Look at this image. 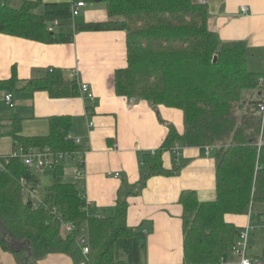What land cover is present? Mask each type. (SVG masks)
Wrapping results in <instances>:
<instances>
[{"label": "trees", "instance_id": "trees-1", "mask_svg": "<svg viewBox=\"0 0 264 264\" xmlns=\"http://www.w3.org/2000/svg\"><path fill=\"white\" fill-rule=\"evenodd\" d=\"M10 1L0 0L3 34L63 43L71 42L78 31H125L126 66L115 71V93L146 100L153 108L178 109L183 115V132L167 123L161 145L142 155V169L162 172L165 151L177 155L180 147H216L215 199L199 201L191 189L179 195L183 264L235 262L233 246L243 227L226 220V215L249 213L252 223L264 225V139L260 116L253 111L258 100L252 97L261 90L264 74L249 67L246 43L219 40L209 29L205 0H101L109 18L75 23L71 32L55 28L70 23L74 2L93 0H21L17 7ZM55 20L57 25L50 29ZM18 88L69 97L76 95L77 82L64 79L56 68L42 78L26 80L13 69L10 77L0 80V90ZM71 126L69 116H56L49 119L47 134L26 136L20 132V121H12L7 134L13 151L0 154V249L16 264H37L50 254L82 255L86 244L83 264H140L145 233L127 225L125 200L117 203L112 216H90L79 189L64 178L63 165L54 162L49 167L50 185L34 201L39 179L21 154L79 151ZM4 134L0 121V137ZM254 230L249 231L248 247ZM246 256L264 264V243L261 256L252 257L248 250Z\"/></svg>", "mask_w": 264, "mask_h": 264}, {"label": "crops", "instance_id": "crops-1", "mask_svg": "<svg viewBox=\"0 0 264 264\" xmlns=\"http://www.w3.org/2000/svg\"><path fill=\"white\" fill-rule=\"evenodd\" d=\"M61 1L67 0H42ZM205 1L209 29L217 33L221 42L244 41L249 67L264 74V0ZM84 3L78 18L70 20L71 26L66 23L70 30L58 24L63 28L60 31L71 32L73 23L108 19L102 2ZM125 66L123 30L78 31L71 42L63 43H42L0 33V80L10 77L13 69L20 79L26 80L42 78L50 68H56L64 79L77 82L76 95L69 97H50L44 90H0V121L5 133L0 137V154L13 151L12 139L7 134L13 120L20 121L21 134L41 136L48 133L50 118L69 116L70 136L80 139L74 169L79 161L83 169V175L74 177V184L88 204V214L112 216L117 203L125 200L127 225L145 233L139 263L183 264L179 195L182 190L191 189L199 201L215 199L216 147H180L177 155L165 151L162 172L149 174L142 169V155L161 145L168 131L167 123L183 132V115L178 109L163 105L153 108L146 100L117 95L115 71ZM81 84L88 85L86 94H80ZM6 92L12 93L13 107L4 101ZM260 95L261 90L252 97L258 100ZM253 111L258 115L255 108ZM261 136L264 139V130ZM116 173L118 177H114ZM225 218L237 226L247 222L245 214H228ZM0 264L16 261L0 249ZM37 264H74V260L66 254H50Z\"/></svg>", "mask_w": 264, "mask_h": 264}, {"label": "built area", "instance_id": "built-area-1", "mask_svg": "<svg viewBox=\"0 0 264 264\" xmlns=\"http://www.w3.org/2000/svg\"><path fill=\"white\" fill-rule=\"evenodd\" d=\"M204 1V0H200ZM83 1H76L71 6V20L73 21V18L78 15L80 7L84 6ZM246 7H243V10H246ZM74 24H72V27H74ZM57 25V21H53L52 24L49 26L50 29L55 27ZM79 92L86 94L88 92V85L87 84H81L79 86ZM4 101L9 107L14 106V102L12 99V93L6 92L4 95ZM256 111L260 116V135L262 134L264 130V77L261 81V95L256 103ZM90 126L93 125L92 122L89 124ZM75 140V143L80 144V139L73 137ZM210 146H205V149H209ZM154 149L151 151L153 152ZM178 153V152H177ZM75 152L73 153H65V154H58V155H52L51 153L44 152V151H34L29 152L27 154H24L23 156L24 163L31 168L34 167L35 171L38 173L44 172L47 168H49L54 162H60L59 159L62 158H69L74 157ZM83 175V169H82V161H79L76 168L74 169V177H80ZM118 173L114 175V177H118ZM243 229L240 231L238 240L236 244L233 246L234 253L236 255V260L234 264H253V262H256L257 264H263L258 259H250L246 256V252L248 250V234L249 231L253 230L254 227L251 225L249 220V213L247 214V222L244 226H242ZM67 228L69 229L70 226L68 225ZM81 243H85L84 238L81 239ZM81 253L84 257H86V254L88 253V247L87 245L83 244L81 247ZM230 263V261H227V264Z\"/></svg>", "mask_w": 264, "mask_h": 264}, {"label": "rangeland", "instance_id": "rangeland-1", "mask_svg": "<svg viewBox=\"0 0 264 264\" xmlns=\"http://www.w3.org/2000/svg\"><path fill=\"white\" fill-rule=\"evenodd\" d=\"M102 2V1H99ZM10 5L12 6H19L20 2L18 0H12L9 2ZM90 3H87V5H89ZM102 5L104 6V3L102 2ZM79 15L81 14V9ZM76 18H78V16H76ZM109 18V16H108ZM71 26V23H68ZM63 27H65V30H70V28L68 27L67 24L63 25ZM56 31H60V29L63 30L62 27H60L59 25L56 26ZM73 159L74 157H69V158H64V159H59L60 160V164L63 165L64 167V178L72 183H76L77 184V180H74V163H73ZM34 173L36 174V176L39 179V185L36 187L35 191H34V201H39L46 188L50 185L51 183V176H52V170L51 168H47L44 172L42 173H38L35 171L34 167H32ZM79 178V177H77ZM254 219V218H253ZM255 220V219H254ZM253 221V220H252ZM251 225L254 227V231L252 232L250 238H249V247H248V255L252 256V257H258L261 256V252H262V246L264 243V225H261L260 227L258 226V224L256 222L253 221V223L250 221ZM74 264H83L85 262V258L83 255H79V254H74ZM232 261V260H231ZM229 264H234V262L229 263Z\"/></svg>", "mask_w": 264, "mask_h": 264}, {"label": "water", "instance_id": "water-1", "mask_svg": "<svg viewBox=\"0 0 264 264\" xmlns=\"http://www.w3.org/2000/svg\"><path fill=\"white\" fill-rule=\"evenodd\" d=\"M93 1L99 2V1H101V0H93Z\"/></svg>", "mask_w": 264, "mask_h": 264}]
</instances>
